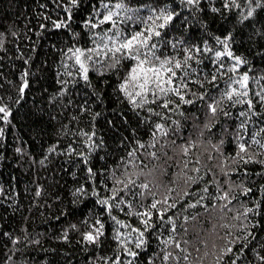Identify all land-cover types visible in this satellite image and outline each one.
<instances>
[{
    "label": "trees",
    "instance_id": "16d2710c",
    "mask_svg": "<svg viewBox=\"0 0 264 264\" xmlns=\"http://www.w3.org/2000/svg\"><path fill=\"white\" fill-rule=\"evenodd\" d=\"M110 11L118 14L115 28L111 22L85 26ZM162 12L172 19L161 29ZM61 21L66 26L55 27ZM149 27L161 32L152 41L161 60L193 57L188 75L177 70L183 79L176 81L187 84L181 94L192 104L170 93L155 103L149 96L137 107L119 88L135 61L113 67L111 58H94L99 62H90L85 81L68 52L94 47L106 32L130 36ZM225 40L247 62L236 71L233 58L216 57ZM244 73L247 95L227 99ZM261 97L264 0H0V107L8 112L7 120L0 113V264H217L229 247L219 264H264ZM165 99L171 100L168 109ZM241 143L244 159L252 162L236 155ZM186 176L196 182L185 183ZM128 180L135 183L125 189ZM114 190L109 211L100 201ZM224 193L228 198L221 200ZM155 201L161 203L151 209ZM246 208L253 211L245 218ZM148 211L155 230L137 249L132 229H144L145 217L137 213ZM97 221L103 235L89 243L84 233L94 232Z\"/></svg>",
    "mask_w": 264,
    "mask_h": 264
},
{
    "label": "snow or ice",
    "instance_id": "6c2138e0",
    "mask_svg": "<svg viewBox=\"0 0 264 264\" xmlns=\"http://www.w3.org/2000/svg\"><path fill=\"white\" fill-rule=\"evenodd\" d=\"M195 0H188V3H193ZM70 3L72 5H75L77 3V0H70ZM227 7V5H225ZM260 5L257 4V7ZM118 9H123L124 5L122 3H118L115 5ZM215 10V9H214ZM118 15L117 13L109 12L108 15L103 16V18L99 21V23H93L91 20H88L85 22L86 27H90L92 29H95L99 27L100 25H103L106 22H111L113 28L116 27V22L113 19L114 16ZM253 15V11L250 10L248 12V15L245 17V19L251 17ZM161 17L164 20L163 24L159 25V28H164L166 24L172 19L171 14L165 15L163 12L161 13ZM128 19H131V17H128ZM151 19V17H149ZM69 20H71V16L69 15ZM65 22L61 21L60 23H57L55 27L61 28L65 27ZM109 32H111V29H109ZM161 32L158 30H155L152 27L147 28L145 31L136 32L130 36H126L120 32L119 29L116 30V32L109 34L108 32L104 33L102 36H100V42L97 43L96 40L93 41L94 47L88 48V49H80L76 48L68 49V52L71 53L72 58L75 60L76 65L79 66V71L83 74V79L85 81L88 80V73H89V64L91 63H97L99 62L98 59L94 58H111L114 60L113 67L120 64V61L123 59H129L135 61V64L130 69L128 76L124 79V81L119 85L120 90L124 93V95L130 100V102L133 105H136L137 107H143L144 104L149 102V96L153 97L152 101L155 103L157 100H160L162 97H168L170 93L175 94L180 97V100L183 101V103L186 104H192V100H185L184 96L181 94V89H187L186 83H179L177 84L176 81L178 79L182 80L183 78H180L177 76V70L184 71V75H188V60L193 59L191 55H186L185 60L182 63L179 60H176L173 62L171 58L163 59L161 60L159 56L156 55L157 50V44L152 43L154 37H160ZM224 48L225 51L223 52H217L216 57L219 59L222 56H228L233 58L236 61V64L233 66L231 71H236L241 64H246L247 62L243 60L241 57L234 56L233 53L228 50L227 46V40L224 42ZM191 51V50H186ZM196 51H200L199 49H196ZM210 51V49H209ZM222 67V65H221ZM213 80H215V77H213ZM249 76L247 73H244L243 76L240 77V79L233 81L234 84L238 85V88L233 87L231 91H228L225 93V96L227 99L232 100L233 97H241L247 95V84H248ZM27 81H24V86L21 88V92L24 91V88H26ZM243 89V91H241ZM264 99V97H261ZM203 99V97H201ZM236 103H241L243 101L236 100ZM171 103V100L165 99L162 103V107L165 109L169 108V105ZM219 102L217 101L216 104ZM249 107H251V101L248 102ZM216 104H210L208 105L210 111L215 114L217 111ZM0 113H4L3 119L7 120L8 112L5 107H0ZM159 115V113H157ZM227 115V113H225ZM241 115H244V113H241ZM243 127V125H241ZM156 128L158 130H163L164 125L157 124ZM167 134L166 132L164 133ZM90 139V138H89ZM256 143H259V141H255ZM143 147V145H141ZM261 147H264V145H261ZM19 151V149H18ZM183 151L185 154L188 152V148H184ZM247 148L244 143L239 144V152H237V156L240 158V160H243L245 163L252 162V158L248 157L247 160L244 159L243 153H246ZM129 155H132V153H129ZM151 156L155 157L156 153L153 152L150 154ZM187 167V165H185ZM91 174L92 170H88ZM195 172H199L200 170L198 168L193 169ZM186 175V174H185ZM227 175V173H225ZM196 182V178L192 176H186L185 183L187 182ZM135 182L132 180H128V182L124 185V188L127 189L129 185L134 184ZM141 188H147V184L140 185ZM78 191H83V189H80ZM172 189H169V192H171ZM205 192H207V188L204 189ZM245 191H250V189H246ZM39 194V193H37ZM184 195H188L187 192L184 193ZM116 197V191H113L112 197L109 199L101 200L100 203L102 205L107 206L109 211L112 208V204L109 203V200H115ZM221 200L228 198V193H224L221 197H219ZM202 199V198H201ZM123 203V201H121ZM161 201H155L151 204V209H157V205L160 204ZM163 203L167 204V198L163 201ZM200 203V200L196 201L195 204L189 205V207H196L197 204ZM116 207H119L117 204ZM170 208H174L175 204L168 205ZM164 211H167V208L164 209ZM253 209L246 208L244 209L243 215L245 218L247 217V214L249 212H252ZM137 215H141L145 217L141 220V223L144 225V229H132V232H137L138 237L135 242V247L137 249L143 248L147 240L145 239V233L151 228L153 231L155 230V226L150 223L152 219L153 213L151 211L144 212V213H137ZM239 218V217H237ZM113 220H115V217H112ZM159 219L161 222L164 221V214L163 212H160ZM171 219V218H169ZM187 219V217H185ZM195 219V217H193ZM117 224H122L121 221H116ZM97 224H99V227L94 228L93 231H89L84 233V240H86L89 243H95L98 241L99 237L103 235V228L104 225L101 224L99 221H97ZM75 227V226H73ZM172 230L175 232V224H172ZM66 238V237H65ZM117 240H120V234L118 233L116 236ZM172 240L169 238V240L164 241L165 244L171 243ZM15 243V241H14ZM123 244V241H121ZM187 243V242H185ZM231 243H236L235 240L231 241ZM177 248L180 247V243L177 242L175 245ZM246 246V245H245ZM232 252V248L229 247L226 249L225 253H223L220 258L217 260V264H219L220 260L223 259V255H227L228 253ZM128 255L130 256H137L138 253L135 251H128ZM163 259L165 261L170 259V254L164 255ZM184 260H187L188 257L184 256ZM260 259L264 261V256H261ZM131 264V262H129ZM233 264H235V261H233Z\"/></svg>",
    "mask_w": 264,
    "mask_h": 264
}]
</instances>
